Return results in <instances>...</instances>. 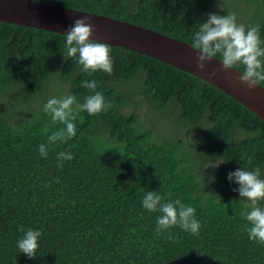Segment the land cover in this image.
I'll return each mask as SVG.
<instances>
[{
	"label": "trees",
	"instance_id": "obj_1",
	"mask_svg": "<svg viewBox=\"0 0 264 264\" xmlns=\"http://www.w3.org/2000/svg\"><path fill=\"white\" fill-rule=\"evenodd\" d=\"M35 1L113 16L189 44L208 18L196 0ZM253 1L257 13L245 26L259 25L264 40V0ZM110 46L112 73L89 75L76 58L65 57L64 34L0 21V98L21 95L14 113L12 105L5 113L0 101V264H264V244L244 230L250 203L228 180L238 168L263 171L264 122L181 68ZM93 79L114 107L97 115L77 111V135L40 156L39 145L64 127L52 122L44 105L70 94L83 104L94 93L82 82ZM157 110L184 131L199 132V152L220 153L232 164L192 170L169 134L140 125ZM61 151L74 158L58 167ZM148 191L194 207L199 234L179 226L157 234L161 213L142 206ZM21 226L43 233L35 258L18 250Z\"/></svg>",
	"mask_w": 264,
	"mask_h": 264
},
{
	"label": "clouds",
	"instance_id": "obj_2",
	"mask_svg": "<svg viewBox=\"0 0 264 264\" xmlns=\"http://www.w3.org/2000/svg\"><path fill=\"white\" fill-rule=\"evenodd\" d=\"M94 31L95 26L89 17L75 19L64 34L66 48L64 55L66 58H76V62L82 66V71L89 75L97 71L111 74L114 64L112 48L108 43L92 39ZM190 45L198 50L195 67L199 71L206 70L207 62L218 57L224 71L243 66L242 74L237 79L247 88L254 89L257 85L264 84V40L261 39L259 25L246 28L244 24L237 23L235 13L227 15L209 13L207 20L194 32ZM82 86L94 93L86 96L83 104L77 101L75 95L70 94L61 98L53 97L44 105V111L51 115L52 122H59L64 127L53 132L48 137L47 144L39 145L40 156L46 158L50 145L57 141L67 142L77 135L73 122L76 120L77 111L82 109L89 115H97L114 107L112 101H107L104 94L97 91L95 79L83 81ZM73 158L71 152H59L58 167L63 166L64 160L70 161ZM251 160L252 157H248L249 163ZM223 162L225 160L216 159L204 167L211 165L215 168ZM228 180L239 185L233 190L238 191L240 197L250 203L251 210L243 213L250 225L244 229L249 239L264 244V208L258 206L260 201H264V178L261 167L257 166L253 170L238 168L228 174ZM142 206L150 212L161 213L157 217V234L174 226H179L194 235L199 234L201 223L196 219V209L186 206L179 199L165 201L164 196L157 191H148L142 199ZM19 231L24 232L23 237L17 241L19 252L29 258H35L40 246L39 238L43 233L39 229L25 230L23 226Z\"/></svg>",
	"mask_w": 264,
	"mask_h": 264
},
{
	"label": "water",
	"instance_id": "obj_3",
	"mask_svg": "<svg viewBox=\"0 0 264 264\" xmlns=\"http://www.w3.org/2000/svg\"><path fill=\"white\" fill-rule=\"evenodd\" d=\"M87 16L95 26L92 39L116 45L155 58L186 71L212 84L245 106L264 122V88L249 89L237 77L235 68L224 71L222 62L213 58L206 70L195 67L196 52L182 39H177L135 23L49 2L33 0H0V21L65 34L77 18ZM215 75H211V73Z\"/></svg>",
	"mask_w": 264,
	"mask_h": 264
},
{
	"label": "rangeland",
	"instance_id": "obj_4",
	"mask_svg": "<svg viewBox=\"0 0 264 264\" xmlns=\"http://www.w3.org/2000/svg\"><path fill=\"white\" fill-rule=\"evenodd\" d=\"M257 3L251 0H196L194 3L195 8L200 14H203V17L208 16L209 13L216 14H231L235 13L237 17V23H242L244 25L248 24L251 20H253L257 13ZM20 96L18 93L9 92L6 97L0 98L2 103V107L6 111H10V105L12 113L15 112V108L20 104ZM24 96V95H22ZM145 108L142 106L139 110L141 114L146 115ZM152 114L149 117H146L147 123L140 124L141 126L150 125L155 130L160 131V133L166 137L167 134L171 136V142L173 146L177 148L179 154L186 155L191 161L190 166H192V170H216L219 166H229L232 164V160L221 156L220 153H209V152H199L197 150V142L199 132H195V129H186L185 131L182 128L181 123H176L175 119L171 118L168 113H162L160 110L151 111ZM11 115V112H9ZM166 122V124L164 123ZM140 126V127H141ZM183 138L184 143L182 145L177 143V140ZM222 157V158H221ZM216 159L225 160V162L221 163L218 167L213 168L209 165L207 168L204 167L205 164L211 161H215ZM192 164V165H191ZM202 176L198 175V179ZM262 178H264V167L262 171Z\"/></svg>",
	"mask_w": 264,
	"mask_h": 264
}]
</instances>
